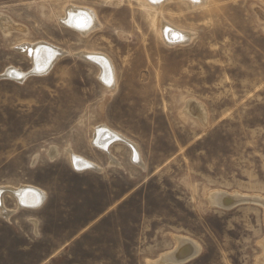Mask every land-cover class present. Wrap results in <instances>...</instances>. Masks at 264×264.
I'll use <instances>...</instances> for the list:
<instances>
[{"label": "rangeland", "instance_id": "rangeland-1", "mask_svg": "<svg viewBox=\"0 0 264 264\" xmlns=\"http://www.w3.org/2000/svg\"><path fill=\"white\" fill-rule=\"evenodd\" d=\"M205 3L164 4L159 20L191 34L169 46L140 0H0V188L47 193L39 210L5 195L14 213L0 210V264H157L176 236L201 249L185 264H264V209L209 201L264 198V0ZM71 6L96 12L99 28L64 23ZM24 42L66 54L47 74L4 78L33 68ZM83 52L107 55L114 88ZM100 125L135 144L143 165L127 145L111 146L116 162L94 148ZM72 152L100 170L75 171Z\"/></svg>", "mask_w": 264, "mask_h": 264}, {"label": "bare ground", "instance_id": "bare-ground-1", "mask_svg": "<svg viewBox=\"0 0 264 264\" xmlns=\"http://www.w3.org/2000/svg\"><path fill=\"white\" fill-rule=\"evenodd\" d=\"M140 1L143 2V4L149 8V11L155 12L158 15V16L155 15L156 18L154 19L153 24L156 28L157 34L162 39V41L169 44V46L170 45H173V46L183 45L189 42L191 38V34H189L187 31L177 28L176 26L171 25L167 21L159 20L160 19L159 11H161L160 9H162L164 4L167 2H175L178 0H140ZM187 1L192 2L195 6H202V5L204 6L206 4L205 1L207 0H187ZM96 15H97L96 12H94L91 9L71 6L66 9V13H65L66 18L63 20V22L67 23L68 25H71L74 29H77L83 35H86V34L92 33L93 31L99 28V20H97ZM3 25H5V23H3ZM77 30L76 32H78ZM18 49L21 53H23V55H26L27 58L30 59V61L32 62L33 68L31 69V71L26 73L21 69L11 67L5 71L4 76H8L11 80L20 81V82L22 81L24 82V79H26L27 77L31 75L47 74L52 69L54 64L66 54V52H64L63 50H60L59 48H56L55 46H52L45 42H39V43H33V44L24 42L23 44L19 46ZM81 57L87 62H90L99 68L100 80L101 82H103L105 86H107L109 89H112L115 87L116 85L115 70L113 67V62L107 57V55H104L98 52H83L81 54ZM193 105L194 104L188 105L189 110L193 109ZM202 113H203V109H201L200 107L198 114L197 113L196 114L197 116L199 115V117H201L202 121L205 123L206 117L201 116ZM116 143L127 145V147H129L130 150H132L134 154V158H133L134 161L140 164V166L143 165V160L141 158V155L138 149L135 148L136 145L133 144L129 139H127L120 133L104 125H100L95 129L93 137H92L91 145L94 148L99 149L100 151L109 155V157L112 159V162H116V159L111 155L110 149H111V146ZM250 147L252 148V146ZM56 154H57L56 150L51 151V156H55ZM252 154H254L253 151H252ZM251 158L254 159L253 156ZM71 161H72L75 171L79 173L87 171V170H95V171L100 170L99 167L94 162L90 161L89 159H86L85 157L81 155L74 154L73 152L71 153ZM256 164L258 163L256 162ZM229 167L230 166H228V168ZM230 169H233V168H230ZM5 195H8V197L10 196L15 201H17V208L24 209V210H39L44 205L46 198H47V193L36 186H28V185L21 186L20 185L19 187H1L0 188V210H1L3 217L7 219L14 213V210H9L7 208L5 204V197H6ZM209 201L212 205H218L220 207L225 206L230 209L236 205H242L246 202H250V203L258 204L261 208L264 209V198L262 196H256V195L255 196H246V195L243 196L237 191L236 193L234 192V194L232 193L230 195L229 193L227 194L224 192L211 193L209 195ZM32 222L35 224V228H36L37 222L36 221H32ZM175 240L177 242V247L175 251L163 255L159 259L157 264H166L169 262L174 263V264H179V263H182L181 261H186L188 259L192 260L193 258L199 255L200 250H201L199 247V244L193 242L190 239L182 237V236H176ZM262 247L264 249V245Z\"/></svg>", "mask_w": 264, "mask_h": 264}, {"label": "water", "instance_id": "water-1", "mask_svg": "<svg viewBox=\"0 0 264 264\" xmlns=\"http://www.w3.org/2000/svg\"><path fill=\"white\" fill-rule=\"evenodd\" d=\"M5 78H9L8 76H4ZM10 79V78H9ZM219 209H222V210H229L230 208H228V207H225V206H222V207H218ZM191 260V259H190ZM189 259L188 260H186V261H181L182 263H179V264H185V263H187V262H189L190 261ZM172 264H174V263H172Z\"/></svg>", "mask_w": 264, "mask_h": 264}]
</instances>
